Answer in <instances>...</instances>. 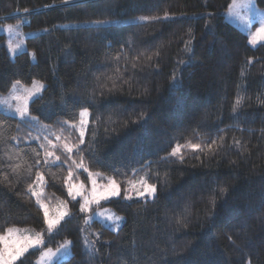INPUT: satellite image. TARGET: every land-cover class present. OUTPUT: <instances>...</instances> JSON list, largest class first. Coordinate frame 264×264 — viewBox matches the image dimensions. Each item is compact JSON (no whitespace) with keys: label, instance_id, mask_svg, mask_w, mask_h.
<instances>
[{"label":"trees","instance_id":"1","mask_svg":"<svg viewBox=\"0 0 264 264\" xmlns=\"http://www.w3.org/2000/svg\"><path fill=\"white\" fill-rule=\"evenodd\" d=\"M230 2L0 0L25 45L11 59L0 34V95L43 85L25 117L0 113V236L70 242L60 264H264V43L224 19ZM91 178L155 195L96 205L113 229L67 193ZM33 191L67 207L54 231Z\"/></svg>","mask_w":264,"mask_h":264},{"label":"rangeland","instance_id":"2","mask_svg":"<svg viewBox=\"0 0 264 264\" xmlns=\"http://www.w3.org/2000/svg\"><path fill=\"white\" fill-rule=\"evenodd\" d=\"M223 16L228 23H230L232 26H235L236 29H238L247 37L248 44L251 47H255L258 44L264 43V33L257 35V33H260L261 29H264V10H260L256 7L255 0H231L226 12L223 13ZM0 34H4L6 37L5 47L11 59L15 55L25 51L23 37L22 34L20 35L19 28L17 26L6 25V28L0 27ZM254 38L256 42L252 43ZM35 84L39 88V90L35 91L34 94L31 96H29L25 89H33L34 84L28 87L16 85V87H12L7 94L0 95V113H4L6 115L14 116L21 119L22 117L16 111L17 107H23L26 105L28 109L30 101L38 97L43 89V85L41 83L37 82ZM82 120L87 122L88 115L87 117H81L80 122ZM86 122L84 123V126H86ZM141 187H143L142 190L140 189ZM70 190L71 195L69 194ZM141 192H143L144 194L141 195ZM67 193L73 200H79L81 202V205H85L84 211L89 214V217L87 218L88 221L97 220L102 225L111 227L113 229H117L120 226L121 219L116 220L115 218L117 216H115L113 211L108 208L93 210L96 205H98L100 202L107 201L112 198H118L120 195L123 197L125 195L127 199L133 197V199H140L143 197L152 198L155 195V192L151 194L146 192L144 190V184H142L140 181L131 183L127 188L124 189V192L121 193L120 189L117 187L116 184L115 187H111L109 183L103 182L101 186L95 187L93 185L92 178L90 179V184L88 188H86L82 184L77 185L69 183L67 186ZM34 197L37 201L39 200L37 196ZM86 200L89 203L85 204ZM41 204V202L38 203L40 207ZM46 207L49 213L48 219L55 220L58 218L61 212H66L67 215H64L63 219H60L59 221V223H61L62 220L69 216V211L63 203H60V205H57L54 208H50L48 206ZM41 208L44 214V208ZM109 216L112 217L111 220L108 219ZM58 224L52 229V231L56 229ZM46 227L48 228L47 223ZM35 235L36 234L29 233L26 230H17L14 231L10 236H8V232L4 236H8L9 249L15 251V245L13 241H22L25 236L34 237ZM0 242V252H2L4 250L5 245L4 242ZM43 244L44 241L42 244L36 247L28 248V250L24 252L23 255L19 256L15 260H11L10 264H15L16 262L21 260V258L27 253L34 252L37 250L40 251L37 254V258L31 260L30 264H60L61 262L67 260L70 256L69 243L66 245L65 248H62L61 246L65 245L66 242L54 250L50 249L53 253V255L51 256L43 255L44 252H47L49 250L42 249ZM4 259L8 260L9 257L5 255ZM0 264H4V260H0Z\"/></svg>","mask_w":264,"mask_h":264},{"label":"snow or ice","instance_id":"3","mask_svg":"<svg viewBox=\"0 0 264 264\" xmlns=\"http://www.w3.org/2000/svg\"><path fill=\"white\" fill-rule=\"evenodd\" d=\"M264 33V29L260 30V33H257V35H260ZM256 40L255 38L253 39L252 43H255ZM20 81L17 80L15 82V84L13 85V88L16 87V85H19ZM39 88L36 86L35 82H34V87L33 89H25V91L29 94V96L33 95L35 91H38ZM16 111L20 114V116L23 118L27 115V106H23V107H17ZM81 117H87L88 112L87 110L83 111L80 113ZM33 119H35V117H33ZM86 122V121H82ZM81 136H83V131L81 132ZM238 143V142H237ZM193 147H198V145H194ZM68 151H71V149L69 148ZM179 151V148H177L176 150H174V152L172 153L173 155L176 154V152ZM47 155L51 156L52 153H47ZM57 159H59V157H57ZM73 163H76L75 161H73ZM77 167H83V163L81 160V163L77 165ZM85 171H87V169H85ZM96 175H100V173H96ZM39 180H43V176H38L37 177ZM142 184H144V190L148 193H154L155 192V186L154 185H149L144 181H141ZM93 184H95V181H93ZM109 184L111 187H115V181L114 180H109ZM29 190L31 191V187L29 188ZM32 194L34 196H38L39 194L35 191L32 192ZM71 195V190L70 193ZM115 194V193H113ZM141 195H143L144 193L141 192ZM38 203H40V201H37ZM89 203L87 200L85 201V204ZM41 207L44 208V214H45V218H46V223L48 225V230L51 232L52 229L59 223L60 219H63L64 215H67L66 212H61L60 215L58 216L57 219L53 220V219H48L49 213H48V209L45 205L41 204ZM85 210V205H81V211ZM109 220L112 219L111 216L108 217ZM116 220H119L120 217H116ZM14 231H17L15 229L9 228L8 229V236H10ZM8 236H0V241L4 242V250L2 252H0V260H4V264H10L11 260H15L17 259L19 256L23 255L24 252H26L28 250V248L30 247H36L40 244L43 243L42 237L40 233H36V235L34 237H29V236H25L23 238L22 241H13L14 245H15V251H12L11 249H9L8 246ZM70 243V242H66L65 245H62V248H65L66 245ZM5 255H7L9 257L8 260H5L4 257ZM43 255L45 256H51L53 255V253L51 252V250L49 249L47 252H44Z\"/></svg>","mask_w":264,"mask_h":264},{"label":"water","instance_id":"4","mask_svg":"<svg viewBox=\"0 0 264 264\" xmlns=\"http://www.w3.org/2000/svg\"><path fill=\"white\" fill-rule=\"evenodd\" d=\"M75 4H77V3H75ZM75 4H70V5H75Z\"/></svg>","mask_w":264,"mask_h":264}]
</instances>
